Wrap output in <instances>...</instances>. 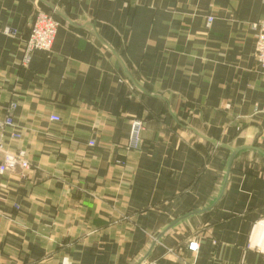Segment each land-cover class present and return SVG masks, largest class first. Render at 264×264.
I'll return each mask as SVG.
<instances>
[{
	"label": "crops",
	"instance_id": "1",
	"mask_svg": "<svg viewBox=\"0 0 264 264\" xmlns=\"http://www.w3.org/2000/svg\"><path fill=\"white\" fill-rule=\"evenodd\" d=\"M38 10L60 26L24 67ZM262 21L264 0H0V138L30 164L0 175V264H132L209 206L230 149L264 153ZM145 263L264 264V157L237 154Z\"/></svg>",
	"mask_w": 264,
	"mask_h": 264
},
{
	"label": "built area",
	"instance_id": "2",
	"mask_svg": "<svg viewBox=\"0 0 264 264\" xmlns=\"http://www.w3.org/2000/svg\"><path fill=\"white\" fill-rule=\"evenodd\" d=\"M60 23L56 19L55 15L51 12L38 10L33 17L31 25L29 27V34L25 42L23 43L22 56L20 65L26 67L30 62L31 54L34 51H50L54 39L59 28ZM255 30V43L253 58L264 74V21L253 25ZM6 35L14 36L15 31L6 29L4 31ZM15 104L11 103L8 108L7 115L0 120V134L6 129H12L13 119L11 111L14 110ZM51 121H59L57 117H50ZM143 129V124L140 120H133L131 122V128L128 138L127 148L129 150H135L139 148L141 144L140 135ZM10 137L14 140L20 139V134L13 131ZM29 164L25 159V154L22 151L16 153L5 152L0 141V175L8 172H16L18 170H28ZM188 250L195 254L197 252V242L190 241L187 245ZM154 264V263H150Z\"/></svg>",
	"mask_w": 264,
	"mask_h": 264
},
{
	"label": "water",
	"instance_id": "3",
	"mask_svg": "<svg viewBox=\"0 0 264 264\" xmlns=\"http://www.w3.org/2000/svg\"><path fill=\"white\" fill-rule=\"evenodd\" d=\"M54 12V14L56 13V10L53 8L52 10ZM104 49H108V47L106 45H102ZM244 150H252V151H256L258 152L262 157H264V153L262 151H260L259 149L255 148V147H238L235 149H230V154L225 166V171H224V175L222 177V181L218 190V193L215 197V199L213 200V202L207 206L205 209L201 210V211H196L193 213H189L187 215H184L180 218H178L177 220H175L174 222H172L171 224H169L162 232H160L157 236H155L149 247L147 248V250L140 255L132 264H144L146 262V260L148 259L151 251L153 250V248L157 245V243L160 241V239L163 237V235L167 232H169L171 229H173L176 225H178L180 222H182L183 220L189 218L190 216L193 215H198L201 213H205L210 211L211 209H213V207L217 204V202L220 200V198L223 195L224 189L226 187L227 184V180L229 177V173H230V168H231V164L233 159L237 156V154H239L240 152L244 151Z\"/></svg>",
	"mask_w": 264,
	"mask_h": 264
},
{
	"label": "rangeland",
	"instance_id": "4",
	"mask_svg": "<svg viewBox=\"0 0 264 264\" xmlns=\"http://www.w3.org/2000/svg\"><path fill=\"white\" fill-rule=\"evenodd\" d=\"M5 117V116H4ZM3 117V118H4ZM2 118V119H3ZM0 141H1V143H2V146H3V142H2V140H1V138H0ZM128 144V143H127ZM93 145V143H89V146H92ZM3 149H4V151L5 152H8V153H12V152H10V151H8V150H6L5 148H4V146H3ZM18 151H22V152H24V154H25V159H26V161L28 162V164H29V160H28V157H27V153L24 151V150H18ZM17 151H15V153H16ZM29 169H30V164H29ZM28 169V170H29ZM28 170H18V172H19V174L20 175H22L21 177H24V174H25V172L26 171H28ZM17 172V171H16ZM18 208L15 206V210H17ZM144 264H146V263H144Z\"/></svg>",
	"mask_w": 264,
	"mask_h": 264
}]
</instances>
